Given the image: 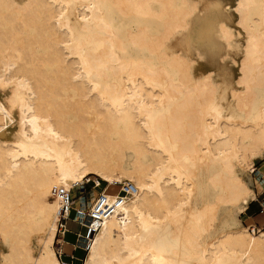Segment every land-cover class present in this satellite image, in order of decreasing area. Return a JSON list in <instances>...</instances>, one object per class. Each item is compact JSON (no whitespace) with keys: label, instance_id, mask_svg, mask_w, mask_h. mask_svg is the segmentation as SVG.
<instances>
[{"label":"bare ground","instance_id":"bare-ground-1","mask_svg":"<svg viewBox=\"0 0 264 264\" xmlns=\"http://www.w3.org/2000/svg\"><path fill=\"white\" fill-rule=\"evenodd\" d=\"M201 1L0 0V264H62L57 193L91 176L136 193L83 264H264L239 219L264 157V0H211L233 76L175 43Z\"/></svg>","mask_w":264,"mask_h":264},{"label":"rangeland","instance_id":"rangeland-1","mask_svg":"<svg viewBox=\"0 0 264 264\" xmlns=\"http://www.w3.org/2000/svg\"><path fill=\"white\" fill-rule=\"evenodd\" d=\"M208 4H210V7L207 6ZM212 5H214V6H212ZM216 6H215V4H213V2H211V0L201 1L200 6H198L199 10H201V9L203 10L204 8L205 9L202 12L195 10V14L189 20V29L187 30V32L181 34V36L178 37L179 39L175 40V43H177V42L182 43L180 49H182L184 54L189 55L192 58V60H193L192 65L194 67L193 70L195 72L200 73L201 71H203L202 69L205 66H208V65L211 66L212 64L214 65L216 63L215 66H216L217 71L219 73H221L222 75L233 76L234 75L233 66L230 63V59L227 56L225 57L226 51L223 47V44L221 42H219L220 36H219V32H218V24L223 20H226L229 22V21H231V18L229 15L223 14L221 7L218 6V4H216ZM153 7L156 9L158 6L156 3H154ZM211 7H213V8H211ZM208 10H210V11H208ZM149 22L151 24L157 25V22H155V20L149 19ZM121 24H123L124 27H127L129 25L127 20H122V21H119V24L117 23L116 27H118ZM211 25H212V28H211ZM205 28L208 31L204 30ZM210 32H211V34H210ZM197 37H198V39H197ZM212 38H213V40H212ZM194 39H197V40L193 41ZM195 44H196V46H195ZM214 48H215V50H214ZM209 55L214 56V57H210ZM208 58H209V60H208ZM211 62H212V64H211ZM206 63H207V65H206ZM225 72H226V74H225ZM0 116H2V114H0ZM6 129H7L6 122L0 123V139H2V133L4 131H6ZM133 156H134V154L132 152L125 151V157H124V161H123L124 162L123 166L125 168H129L130 163L133 159ZM261 165L264 166V157L255 160V167H257V166L259 167ZM98 181L101 183V187L98 189H93V186H94L93 182H98ZM249 181L256 191L257 200L264 203V195L261 196V193L263 192V188H260L261 186L258 184V181H256V177L251 174ZM87 182H89V183L87 184ZM84 183L86 184L85 185V191H84V193L82 192L81 194H79L81 191L80 186H82ZM108 186L110 187L109 188V194H112V195L117 194V191L119 190L118 184L112 185L108 182H105V181L99 179L98 177L91 176L90 179H88V181L85 180L78 187H76L75 189L70 191L72 193V196L75 197V200H74L75 204H73V205L77 206L79 204V201H78L79 195H81V196H85L86 199L88 200V205H87V208H88L89 203H91L96 198V196L100 193V191L102 189H104ZM73 215L74 214L72 213V216ZM239 219H240V225L241 226H245V227L255 226L257 228H262V229L264 228V223L260 222L261 218L255 219V221H254V220L248 219L245 215H242L239 217ZM67 228L69 230V233L67 234V236L65 238V243L62 244V246H63L62 251L64 253V255L62 256V259L63 260H69L70 259L69 256H71L73 254L78 259L75 261V264H83V261L87 255V250H83L81 248L75 249L74 244L76 243V234L78 232H82L83 234H85L86 229L82 228V230H81V226H79L78 224L73 223L71 221H69ZM60 238H61V236L57 235L56 243L54 246L57 253H58V250L60 248V244L58 243V239H60Z\"/></svg>","mask_w":264,"mask_h":264},{"label":"built area","instance_id":"built-area-1","mask_svg":"<svg viewBox=\"0 0 264 264\" xmlns=\"http://www.w3.org/2000/svg\"><path fill=\"white\" fill-rule=\"evenodd\" d=\"M252 175L256 177V181L263 188L261 196L264 195V175L258 169V166L255 167ZM89 182H87L88 184ZM93 189H98L101 187L100 182H93ZM85 183L80 186V193L85 191ZM119 190L117 191L116 196H107L105 194L107 187L102 189L97 197L89 203L85 196L79 195V204L74 206L75 197L71 195L70 192H65L60 190L57 194L60 196L61 209L59 212V221H58V236H61L58 239L60 248L58 251V256L62 264H75V261L78 260L73 254L69 260H63L62 256L64 255L62 249V244L65 243V238L69 233L67 228L69 221L78 224L82 228L86 229V233L78 232L76 234V243L74 244L75 249L81 248L87 250V246L91 239V236L97 231L96 229L104 222L105 218H108L114 214L119 213V210L122 206L126 205L128 200L136 193V187L130 182H124L118 184ZM72 213L74 214L72 216ZM120 217L122 215H119ZM62 242V243H61Z\"/></svg>","mask_w":264,"mask_h":264},{"label":"crops","instance_id":"crops-1","mask_svg":"<svg viewBox=\"0 0 264 264\" xmlns=\"http://www.w3.org/2000/svg\"><path fill=\"white\" fill-rule=\"evenodd\" d=\"M258 168L264 175V166L261 165ZM260 188H262V187H260ZM244 215L248 219L254 220V221H255V219L261 218L260 222L264 223V203L260 202L259 200H256V201L252 202L248 206V208H247L246 212L244 213Z\"/></svg>","mask_w":264,"mask_h":264}]
</instances>
